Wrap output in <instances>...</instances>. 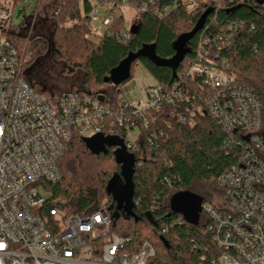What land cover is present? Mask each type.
I'll return each instance as SVG.
<instances>
[{"label":"built area","instance_id":"1","mask_svg":"<svg viewBox=\"0 0 264 264\" xmlns=\"http://www.w3.org/2000/svg\"><path fill=\"white\" fill-rule=\"evenodd\" d=\"M89 1L90 18L102 16L105 29L123 17L126 7L136 17L149 10L160 19L177 5L187 11L199 6L198 0ZM256 1L264 6V0ZM12 3L0 0V34L11 24ZM199 31L179 82L168 89L154 83L144 88V100L123 97L117 105L104 104L84 90L45 96L24 78L25 52L0 35V264H146L154 255L152 245L144 240L131 251L129 238L111 233L105 200L93 213L70 214L47 187L61 181L58 161L73 137L114 136L127 152L135 151L142 139L149 145L164 139L170 122L156 120L153 112L181 100L180 84L187 77L201 82L200 108L222 130V149L234 158L216 178L222 199L201 204L210 244L200 264H264L261 102L253 88L237 83L217 64L216 48L227 43L226 33L204 25ZM124 34L120 31L118 38ZM178 121L184 127L194 124L185 116ZM132 129L137 130L134 139L129 137ZM142 131L147 133L143 138ZM145 158L151 154L145 152Z\"/></svg>","mask_w":264,"mask_h":264},{"label":"trees","instance_id":"2","mask_svg":"<svg viewBox=\"0 0 264 264\" xmlns=\"http://www.w3.org/2000/svg\"><path fill=\"white\" fill-rule=\"evenodd\" d=\"M198 3L192 11L177 5L160 19L154 11H145L137 15L135 31L127 29L124 18L119 16L109 29L91 39L89 0H38L32 14L23 17L16 27L10 24L0 35L25 52L24 78L39 92L45 91L40 88V66L42 61L51 59L60 64L62 76L78 82L70 90L101 94L103 102L117 105L125 97L120 85L126 80L117 86L104 83L110 71L129 52L144 45H152L161 58H171L177 37L192 31L208 11L204 27L222 29L228 36L227 43L216 48L219 52L216 62L237 83L254 89L261 102L264 131V6L256 0H198ZM120 31L125 34L118 38ZM199 35L197 31L186 42L189 50L175 76L170 68L139 57L132 62L128 79L132 66L139 63L155 83L170 88L179 82L181 68L193 58ZM200 84L196 78H185L180 84L181 100L164 103L161 110L153 112L156 120L170 122V131L164 139L152 145L142 139L135 151H126L133 167L130 213L119 206L107 189L111 179L118 185L123 183L121 162L116 158L114 146L96 153L87 147L83 137H73L58 161L61 181L47 187L70 214L93 213L105 200L111 233L129 238L131 251H136L144 240L152 245L154 255L146 264H200L203 249L210 244L204 224L187 223L180 214L171 211L169 203L174 193L190 190L195 180L217 192V176L234 161L233 155L222 149L224 133L200 108L199 96H204ZM56 94L48 97L54 98ZM179 116L192 118L193 126H182ZM146 134L142 131L141 137ZM145 152L151 154L150 159L145 158Z\"/></svg>","mask_w":264,"mask_h":264},{"label":"water","instance_id":"3","mask_svg":"<svg viewBox=\"0 0 264 264\" xmlns=\"http://www.w3.org/2000/svg\"><path fill=\"white\" fill-rule=\"evenodd\" d=\"M202 16V19L196 24V26L188 34L179 35L174 41L173 47L175 50L174 55L171 58H161L155 53V49L152 45H144L134 52H129L127 56L119 62V64L114 67L110 74L103 79L104 83H111L113 86H117L123 81L127 80L130 76V66L133 61L139 57H144L148 59L151 63L156 66H164L170 68L172 75L175 76L176 69L179 63L184 58L185 54L188 52L186 47V42L196 33L203 25L204 18L206 14ZM137 25L135 23L131 26V30L135 31ZM99 101L103 100V95L99 94L97 96ZM87 147L92 151L106 152L108 147L117 146L114 150L116 158L121 162L120 176L122 179V185H120V197L117 199L119 206L124 208V211L130 213L132 207V196H133V167L132 159L130 155L126 152L125 147L120 138L114 136H103L101 133L96 134L92 137L83 138ZM116 183L115 179H111L108 183L107 189L112 192L114 197V191L112 189L113 184ZM116 198V197H115ZM203 198L190 191L181 190L174 193L170 197V208L174 213H178L182 218L189 224H197L201 212V204Z\"/></svg>","mask_w":264,"mask_h":264},{"label":"rangeland","instance_id":"4","mask_svg":"<svg viewBox=\"0 0 264 264\" xmlns=\"http://www.w3.org/2000/svg\"><path fill=\"white\" fill-rule=\"evenodd\" d=\"M16 1V4L14 3ZM38 0H13V11L11 17V25L13 27L18 26L23 17L32 14ZM125 25L127 29L135 23L136 14L132 7H126L122 10ZM102 16L92 17L90 20L91 32L89 37L96 39V36L101 35L105 29V26L101 22ZM46 33V32H45ZM60 64L55 63L51 59L42 61L40 71L42 77L40 78V88L43 94L48 97L49 94L59 93L62 91L70 90L77 85V81L66 78L60 73ZM155 83L154 78L147 72V70L139 63L132 66L131 78L127 79L123 84L120 85L121 92L129 100H144V88L151 86ZM104 104H109L108 101H104ZM91 135V134H90ZM137 135V130L132 129L129 131V137L134 139ZM94 136V135H93ZM92 137V135H91ZM112 189L114 191L116 199L120 197V185L117 183L113 184ZM194 193L200 195L204 200L216 204L218 200H221L223 195L219 189L217 192H211L203 183L194 181L190 189ZM200 223L202 217H199Z\"/></svg>","mask_w":264,"mask_h":264},{"label":"flooded vegetation","instance_id":"5","mask_svg":"<svg viewBox=\"0 0 264 264\" xmlns=\"http://www.w3.org/2000/svg\"><path fill=\"white\" fill-rule=\"evenodd\" d=\"M203 198V197H202ZM203 201H206V200H204V198H203ZM206 202H208V201H206ZM203 203V202H202Z\"/></svg>","mask_w":264,"mask_h":264}]
</instances>
